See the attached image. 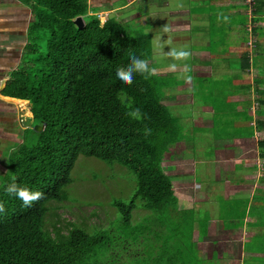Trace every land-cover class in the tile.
<instances>
[{
    "label": "trees",
    "instance_id": "1",
    "mask_svg": "<svg viewBox=\"0 0 264 264\" xmlns=\"http://www.w3.org/2000/svg\"><path fill=\"white\" fill-rule=\"evenodd\" d=\"M17 1L29 11V23L24 26L22 52L13 59L17 64L0 94L16 104L20 121L21 114L29 115L30 104L32 126L44 124V129L22 131L23 139L10 150L0 178V202L5 204V212L0 213V264H124L125 250L129 264H219L217 249L205 256L197 248V242L209 237L208 227L202 222L194 226L192 207H178L179 198L163 167L171 149L178 153L185 139L162 102L163 94L152 76L136 74L131 85L116 77L131 54L149 60L148 37L128 34L114 18L101 24L89 0ZM247 8L251 26L264 22V0H251ZM78 17L83 20L81 28ZM245 40L255 49L262 48L264 28L251 29ZM250 50L246 46L242 53L241 69L247 72L246 90L256 89L257 111L250 115L252 101H246L245 109L235 113L241 121L255 119V129H263L264 72L253 77L251 70H264V54L255 51L249 56ZM122 93L144 114L142 121L127 115L129 109L119 99ZM215 109L211 130L218 125L216 130L228 129L220 120L229 111ZM194 125L193 135L206 132ZM146 127L151 135H145ZM240 130L246 138L254 135L253 127ZM79 155L118 164L135 176L129 202L113 204L120 215L115 231L89 232L65 223L56 213L70 201L66 189ZM13 176L16 183L41 191L44 197L31 207L23 206L5 191ZM137 208L150 213L132 220ZM251 208H234L236 224H229L227 216L223 228L237 230Z\"/></svg>",
    "mask_w": 264,
    "mask_h": 264
},
{
    "label": "rangeland",
    "instance_id": "2",
    "mask_svg": "<svg viewBox=\"0 0 264 264\" xmlns=\"http://www.w3.org/2000/svg\"><path fill=\"white\" fill-rule=\"evenodd\" d=\"M126 1L91 0V6L97 9L101 22L107 17L114 18L124 26V31L128 34H144L148 37L149 60L152 66L158 70L152 76L154 86L161 94H164L162 102L167 106L170 115L176 119L180 135L185 138L180 143L181 149L178 153L174 155L173 147L170 151L173 153H170L169 158L163 161V167L173 183L174 196L179 197L180 200L178 207L181 209L192 207L195 218L194 226L202 222L206 225L205 227H208L207 235L210 237L205 238L201 243L197 242V248L201 254L212 256L215 249H220L226 253V259L218 260L219 264H239L238 247L233 240H238L241 234L237 232L236 236L232 235L233 240L226 239L229 233H233L229 231L226 233L225 231L231 229L226 230L223 225L228 221L232 225L233 214H236L234 208L238 210V207H241L239 201L244 195L234 192L235 196H233L230 186L243 181L248 172L250 173L248 175L253 177L255 175L254 164L256 163L243 161L242 156H245V148L238 147L241 143L243 144V140L236 131L233 133L224 128L216 130L219 125L212 130L211 127L203 126L202 128L207 130L206 132L193 135L189 130L191 128L190 121L186 120L192 119L193 113L195 115L197 112L203 114L206 108H213L216 111L215 107H221L223 96L229 93L228 87L234 86L232 78L236 75L237 68L227 67L228 65L236 66L232 60L236 59L237 54L240 53V51H229L228 49V46L231 48V45L236 42L235 38H237L236 33L233 36L230 35L233 31L231 24L234 23L232 18L234 11L232 10V13L228 14L230 16L227 22L228 30L224 25H217L219 30L213 31L218 32V36L213 40V44L208 47V44L202 45L201 42H198L207 35L205 31L208 20L199 14V12L204 11L206 16V11L212 7L206 1L136 0L130 7L125 5ZM220 10L223 9L216 7L210 14ZM155 12L163 14L169 12L168 19L182 22L183 26L178 28L180 32L176 33L178 37L171 36L170 20L162 19V16L155 18ZM172 12H176V14L172 15ZM195 15H201V19L196 20ZM29 17V11L24 9L17 0H0V32L2 37L7 35L4 37V44H0V50L3 51L6 47L5 52H7L6 56L0 52V84L4 76L8 77L9 72L15 66L11 68L10 65V57L13 56L11 45L15 46L13 47V49L15 48L14 51L18 50V39L22 41L24 38L21 35L24 34L25 24L29 23ZM204 28L206 29L203 30ZM13 32L17 34L15 41L18 42L15 45V41L13 42L9 37ZM218 46L224 47L218 48ZM193 47H195V51L192 50ZM172 48L185 49L190 52V56L186 59L173 61L168 56V52ZM255 51L264 53V47L261 49L253 48L252 54ZM172 63L176 64L175 71L169 69V65ZM5 72L6 75H4ZM252 74L255 75L256 73L253 72ZM188 76L193 78L192 81H188ZM183 92L191 94L193 99L178 103L170 102L172 99L178 98L179 94ZM254 96L250 92L247 98L252 97L254 101ZM13 106L15 110L9 109L7 106L5 109V106L0 103V178L5 172L10 150L22 141V131L26 127H32L33 123V117L30 113L27 116L21 114L22 120L20 121L18 111H16L17 106L16 104ZM27 109L30 110V104L27 105ZM254 109L255 104L252 103L250 113L255 115L257 109ZM198 114L197 116H199ZM200 120H205V114L200 115ZM220 121L225 122L223 118ZM196 127L192 124L193 130ZM225 136H232L233 139L225 141L223 139ZM258 136L256 134L253 140L257 139ZM260 138L259 136V141H264L262 140L264 136L261 140ZM224 142H231V145L240 149L239 154L235 153L238 158L235 162L225 160L222 164L215 163L217 148ZM231 145L229 146L231 147ZM248 146L253 147L252 145ZM254 151L255 153L252 149L247 150L246 154L250 159L255 158L256 153L259 152L255 149ZM245 164L249 166L248 170ZM253 171L254 173H252ZM71 177L72 184L66 189L70 201L61 205L56 213L65 223L77 225L89 232L92 230L95 232L94 229L103 231L112 229L115 231L120 222V215L113 204L114 202H129L136 187L135 176L127 168L118 164H108L92 157L79 155L71 171ZM179 183L183 186L177 189ZM262 190H264V181L258 188L260 193ZM257 193H255V198L258 196ZM262 195L264 196L263 193ZM140 203V201L137 203V207L140 206ZM261 203L263 206L257 207H264V200ZM68 207L73 208L69 209ZM262 210L264 213V208ZM149 213L148 210L137 208L132 213V220L138 221L141 216ZM227 216L229 217L228 221H226ZM195 235L193 240H197L198 236ZM222 237L225 241L221 239ZM216 238L222 243L214 242L213 239ZM122 261L125 262H123L124 264H129V251L125 250Z\"/></svg>",
    "mask_w": 264,
    "mask_h": 264
},
{
    "label": "crops",
    "instance_id": "3",
    "mask_svg": "<svg viewBox=\"0 0 264 264\" xmlns=\"http://www.w3.org/2000/svg\"><path fill=\"white\" fill-rule=\"evenodd\" d=\"M135 1L136 0H127L126 1L127 3L125 5H129V7H130L131 4H133ZM192 1L197 2L199 0H192ZM200 1H206V3H209L212 6L210 8V10L206 11V13H207L206 16L204 15V11L199 12V14H201L203 18L206 17V20H208L207 25H206L208 30L206 28L203 29V30L206 29L205 32L207 33V35L205 36L204 39H201L198 42H201L202 45L208 44V47H210L213 44V40L218 36V32L213 31L215 29L219 30L217 28V25H224L226 30H228L227 23H224L222 20L218 21V19H217L218 15L223 14L224 16H227L229 18L230 16H228V14H231L232 10L234 11L233 15H232L234 23L231 24L233 26V28H232L233 31L230 35L233 36L234 33H236L237 38H235L236 42L233 45H231L232 46L231 48H230V46H228V49H229V51H236V52L240 51V53L237 54L236 59L232 60L236 66L234 67L233 65H230V66L228 65L227 67L237 68L238 74L236 72V75L233 76L232 83L234 86L228 87L229 93H226L225 96H223V98H222L223 104L221 107H219V109L220 110L222 109L221 111H223L224 109L226 111H229L228 114L223 112V114H221V116L225 120L224 124H225L226 128H228L233 133L235 131H236V133H239V132L242 133L243 131H241L240 129L244 128L246 126L254 128V135L250 138H246V136L244 134L243 135H241L240 133L238 134L240 136V138H242V140H243V144L241 143L238 147H241V148L244 147L245 148V156H242L243 161L248 162V163H253V162L256 163V164H254L255 165V175L253 174L254 176L250 177L248 175L250 173L248 172V174L247 173L245 174V176H244L245 178L243 181H240V183L230 186V190L233 192V196H235L234 192H239V193L244 194L241 196V200L239 201V205L241 207H252L251 209H253V210L251 211L252 213L250 212L251 214H246L245 216H243L242 224L240 227L237 226L236 231L230 230L233 234L225 231L226 233H229L227 235L226 239L233 240L232 235L236 236L237 232H239V234H241V236L239 235L240 238L238 240H236V239L233 240L234 243H236L237 247H238V255L237 256H238L239 264H264V213L262 210V208H264V207H257V206H263L261 201L264 200V196L262 195V193L264 194V190H262L261 193H260V191H258V188L261 186V184L264 181V159L262 158V154L264 153L263 152L264 149H262V147H264V145H262V143H264V141H259V136L261 138H263V136H264V128L263 129H259V128L255 129L256 128L255 121H254L255 119L247 121V122L241 121L240 119H238L236 117V113H235V112L239 113L240 111H243L245 109L246 105H244V103L246 101H252V103H254L256 106L255 101L257 98V94L255 93V90H256L255 87L253 89L250 87V90H248V91L246 90V78L244 77V75L247 72H246V70L241 69L242 65H243L242 64V55H243L242 53H243L245 47L248 46L251 49L249 56L253 55L252 54L253 46H252L250 41L247 42L245 40V37L247 36V33H251V29L264 28V22H260L255 26L250 25L251 14H250V9L247 8V6H250L251 3L249 1L247 2V0H214V2H211L213 0H200ZM89 3H90V5L92 4L91 0H89ZM216 7L223 9V10H220L216 13L210 14ZM168 13L169 12H165L164 14L161 12H155L154 16H156L155 18L162 16V19L167 20L169 17ZM156 14H158V15H156ZM171 14L175 15L176 12H172ZM201 15H195L196 20H200ZM163 16H165V17H163ZM168 20H170V19H168ZM169 26L171 27V29H170V33L172 34L171 36H174L175 38L178 37V36H176V33L178 34L180 32L179 31L180 29H178V28L183 26L182 22L181 21L175 22L174 20H170ZM6 36L7 35H3V37H2L1 32H0V44H4V37H6ZM16 36H17L16 32H13L9 35L10 39L13 42L16 40ZM21 36L22 37L25 36V29H24V34H22ZM18 40H19V42L18 41L14 42V45L16 44V42H18V47H17L18 54L17 55H14V52H15L14 49L15 48L13 49V47H15V46H13V44L11 45L12 52H13V56L10 57L11 68L14 65L16 66V64H17L16 62H14L13 59L14 58L19 59L20 53L22 52V46H20L21 40L20 39H18ZM222 47H224V46H218V48H222ZM263 47H264V45H262V48ZM194 48L195 47H193L192 50H194ZM5 50H6V47L3 51L0 50V52L4 56H6V54H7V52H5ZM14 56H18V57H14ZM203 57H204V55H203ZM253 72H255L256 74L253 75L252 74ZM262 72H264V70L258 71L257 69H252L251 70V76L255 77L257 75V77H261ZM4 75H6V72ZM8 79H9V75H8V77L4 76L3 81L0 84V91L3 89L4 82L5 81L7 82ZM250 92L255 95L254 101L252 99L253 96L251 98H249V97L247 98L248 93H250ZM5 98L6 97H2L0 94V103L5 106V109L7 106L9 109L15 110V108L13 106L14 104H11V102L7 101ZM188 99H193V96L191 94H188L187 92H183V93L179 94L178 98H174L170 102L178 103L179 101H186V100L189 101ZM164 103L166 104V102H164ZM16 111H18V108L16 109ZM231 111H233L234 113H232ZM29 113H30V110H29ZM197 114H198V112H197ZM197 114L195 115V113H193L192 119L191 118L186 119V120L190 121L191 128L189 130L191 133H192V124L193 125L198 124L199 126H202V127L203 126L213 127L212 126V122L214 119V109L213 108L204 109V113L203 114L199 113L198 114L199 116H197ZM204 114H205V120H200V115H204ZM249 114L253 115L254 113L251 114L250 109H249ZM211 116H212V119H211ZM256 118H257V116H256ZM198 120H200V121H198ZM247 123H250V125H247ZM205 131H207V130H205ZM208 131H211V130H208ZM187 133H189V131ZM256 134H258L259 136L257 139L253 140L255 138ZM261 138H260V140H261ZM223 139L225 141L226 140L230 141L233 139V137L232 136H225ZM262 140H264V139H262ZM229 145H231V142L230 143L224 142V144H220V146L217 148L218 153L216 154V160L214 161L215 163L222 164V162H224L225 160H229L231 162L236 161L238 156H235V153L239 154L238 151L240 149L235 148V145L234 146L231 145V147ZM248 145H252L253 147L250 148ZM251 149L253 150V153H255L254 149L256 151H259L258 154L256 153V157L255 158L253 157V159H250L249 156H247V154H246L247 150H251ZM174 164H176V163L174 162ZM245 167L248 170L249 166L247 164H245ZM252 173H254V171ZM181 186H183V184L179 183L177 185V189ZM255 193L258 194V196L256 198H255ZM253 202H254V205H253ZM242 203H244L245 206ZM235 217H236V215H233V218H235ZM238 221H239V219H238ZM233 222H236V220L233 219L232 223ZM211 227H212V225H211ZM221 239L223 241H225L223 239V237ZM213 240H214V242L216 241L218 244L222 243V241H219L217 238L213 239ZM220 248H222V247L220 246ZM218 253L221 254V257L218 260L222 261L223 259H226V253H223L222 250L219 249Z\"/></svg>",
    "mask_w": 264,
    "mask_h": 264
},
{
    "label": "clouds",
    "instance_id": "4",
    "mask_svg": "<svg viewBox=\"0 0 264 264\" xmlns=\"http://www.w3.org/2000/svg\"><path fill=\"white\" fill-rule=\"evenodd\" d=\"M251 3V0H249ZM100 19V18H99ZM218 21H223L227 23L229 18L223 14L218 15ZM106 19L101 22L103 24ZM168 56L172 58L173 61L186 59L190 56V52L185 49L172 48L168 52ZM169 69L175 71L176 64L172 63L169 65ZM157 68L153 67L151 61L148 59H142L135 54H131L129 57V63L126 66H121L116 70V77L125 85H131L134 81L136 74L143 76L145 79L155 75L157 73ZM188 81H192V77H187ZM195 87V85H193ZM122 104L129 109L127 115L136 121H142L144 119V114L139 108H133L130 98L125 94H121L119 97ZM33 125V123H32ZM33 127V126H32ZM32 127H26V129H32ZM145 135H151V130L147 127L144 129ZM13 182L8 184L5 191L10 196H15L17 199L22 201L23 206L31 207L34 202L41 200L44 197V193L41 191H33L25 185H21L15 182L16 178L13 176ZM5 212L4 202H0V213Z\"/></svg>",
    "mask_w": 264,
    "mask_h": 264
},
{
    "label": "water",
    "instance_id": "5",
    "mask_svg": "<svg viewBox=\"0 0 264 264\" xmlns=\"http://www.w3.org/2000/svg\"><path fill=\"white\" fill-rule=\"evenodd\" d=\"M76 23H77V25L81 28V27H83V20H82V18L81 17H78L77 19H76ZM5 83H6V81L4 82V85H3V88L5 87ZM18 114H19V110H18ZM21 123V122H20ZM21 126H22V124H21ZM23 127V126H22ZM43 129H44V124H42V125H34V127L32 128V130L33 131H35V132H41V131H43Z\"/></svg>",
    "mask_w": 264,
    "mask_h": 264
}]
</instances>
